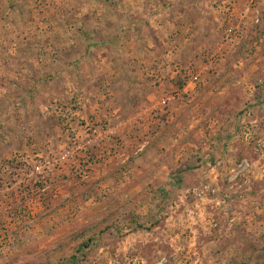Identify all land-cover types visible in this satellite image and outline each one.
Returning a JSON list of instances; mask_svg holds the SVG:
<instances>
[{
    "label": "rangeland",
    "instance_id": "rangeland-1",
    "mask_svg": "<svg viewBox=\"0 0 264 264\" xmlns=\"http://www.w3.org/2000/svg\"><path fill=\"white\" fill-rule=\"evenodd\" d=\"M137 1L0 0V264H264V0Z\"/></svg>",
    "mask_w": 264,
    "mask_h": 264
},
{
    "label": "crops",
    "instance_id": "crops-1",
    "mask_svg": "<svg viewBox=\"0 0 264 264\" xmlns=\"http://www.w3.org/2000/svg\"><path fill=\"white\" fill-rule=\"evenodd\" d=\"M152 5H147L146 4V1L145 0H141V2H140V0H138L136 3H135V6H134V10L135 9H140L139 10V13L141 14V16H139V17H142L141 19L143 20V26H144V24L146 25V22L148 21V22H150V23H155V24H157L156 22H155V20H154V18L155 17H153V15H152V13L154 12V11H157V7L158 6H155L154 5V3H151ZM125 11H128V9L127 10H125ZM164 14H165V12H164ZM134 16H135V14H133ZM163 15H161V17H162ZM137 18V19H139L140 20V18ZM156 17H158V15L156 16ZM160 22H164V24H166V25H168L169 24V17L167 16L166 17V19L165 18H163V19H161V20H159ZM148 24V23H147ZM149 27H153V25L152 24H150L149 25ZM157 28H158V26H156ZM164 27H166V26H164ZM155 29V28H154Z\"/></svg>",
    "mask_w": 264,
    "mask_h": 264
},
{
    "label": "trees",
    "instance_id": "trees-1",
    "mask_svg": "<svg viewBox=\"0 0 264 264\" xmlns=\"http://www.w3.org/2000/svg\"><path fill=\"white\" fill-rule=\"evenodd\" d=\"M84 246H79L78 248H77V250H76V253L78 254L79 252H81V250H82V248H83ZM70 263L69 264H80L81 262H79L78 260H77V256H71L70 258Z\"/></svg>",
    "mask_w": 264,
    "mask_h": 264
},
{
    "label": "built area",
    "instance_id": "built-area-1",
    "mask_svg": "<svg viewBox=\"0 0 264 264\" xmlns=\"http://www.w3.org/2000/svg\"><path fill=\"white\" fill-rule=\"evenodd\" d=\"M195 79V78H194Z\"/></svg>",
    "mask_w": 264,
    "mask_h": 264
}]
</instances>
